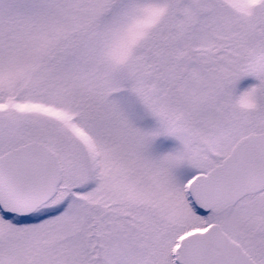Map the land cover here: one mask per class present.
Here are the masks:
<instances>
[{"label": "snow or ice", "instance_id": "1", "mask_svg": "<svg viewBox=\"0 0 264 264\" xmlns=\"http://www.w3.org/2000/svg\"><path fill=\"white\" fill-rule=\"evenodd\" d=\"M0 264H264V0H0Z\"/></svg>", "mask_w": 264, "mask_h": 264}, {"label": "rangeland", "instance_id": "2", "mask_svg": "<svg viewBox=\"0 0 264 264\" xmlns=\"http://www.w3.org/2000/svg\"><path fill=\"white\" fill-rule=\"evenodd\" d=\"M252 78H248V81L250 82Z\"/></svg>", "mask_w": 264, "mask_h": 264}]
</instances>
